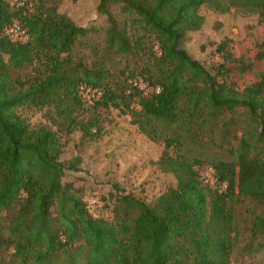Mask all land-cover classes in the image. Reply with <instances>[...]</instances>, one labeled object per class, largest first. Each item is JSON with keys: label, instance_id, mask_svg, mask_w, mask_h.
I'll return each instance as SVG.
<instances>
[{"label": "trees", "instance_id": "1", "mask_svg": "<svg viewBox=\"0 0 264 264\" xmlns=\"http://www.w3.org/2000/svg\"><path fill=\"white\" fill-rule=\"evenodd\" d=\"M95 4L93 17L81 25L60 12L56 0H35L31 14L0 0V215L8 217L4 224L0 216V264H230L238 232L236 201L251 198L264 206V34L254 31L248 52L236 61L235 42L224 39L216 48L222 60L210 70L182 44L203 27V8L218 14L234 9L258 16L260 23L264 0ZM98 17L108 23L104 53L89 64L74 56V47L95 32L87 25ZM13 22L24 24L28 41L4 35ZM107 54L130 64V72L114 76ZM25 67L32 73L24 81L11 76V69ZM135 78L160 92L144 97L129 86ZM246 78L250 83L241 88L238 80ZM81 86L103 95L86 107ZM111 107L128 111L141 134L163 143L156 169L176 183L154 204L116 195L112 217L105 219L89 213L71 183H62L66 172L80 171L79 157L64 161L62 156L71 135L100 139L101 113ZM21 108L45 110L54 128L30 125L18 113ZM240 110L248 123L236 161L202 163L182 154L184 137H226L242 117ZM204 165L215 168L225 191L202 185ZM252 228L253 236L264 231V216Z\"/></svg>", "mask_w": 264, "mask_h": 264}, {"label": "rangeland", "instance_id": "2", "mask_svg": "<svg viewBox=\"0 0 264 264\" xmlns=\"http://www.w3.org/2000/svg\"><path fill=\"white\" fill-rule=\"evenodd\" d=\"M55 1V0H53ZM60 12L67 14L79 24H87L94 15L95 0H56ZM116 16V10L113 9ZM205 18L203 27L190 33L182 46L191 57L210 70L221 62L216 53L218 44L224 39L235 43L231 53L236 61L245 51L248 52L254 31L264 34V22H258L256 15L243 14L232 9L229 13L218 14L206 8L201 10ZM88 27L95 32L82 38V43L74 48V56L83 58L87 63H93L102 58L104 53V31L108 23L104 17H98L89 22ZM156 49V48H155ZM254 57L255 51L248 53ZM106 66L116 76L121 70L127 75L132 68L130 64L119 61V57L105 55ZM257 64V63H256ZM262 70V65H256ZM230 67L232 63L228 64ZM129 66V67H128ZM32 73L30 67L22 70L11 69V76L24 81ZM124 76V77H125ZM121 78H124L120 75ZM240 87L250 83V78L238 80ZM87 107V106H86ZM121 108H109L102 112L104 118L103 135L96 141L82 139L80 133L68 137L63 150V159L80 158L78 172H66L62 183H71L82 200L94 197L100 202L95 209V215L111 219V203L113 197L120 193L132 194L143 199L148 204H154L158 197L176 181L171 174H163L156 169L163 143L152 142L131 124V115ZM237 125L229 128L230 133L222 137L204 134L195 141L184 137L182 154L189 160L196 159L202 163H212L217 160L225 162L236 161L235 151L242 130L248 120L243 110ZM18 113L32 126L46 125L54 128L45 116V110L21 108ZM237 215V240L231 254L230 264H264V231L253 236L252 227L255 219L264 216V206L257 200L241 197L235 203ZM2 222L6 224L8 217L1 213ZM264 229V228H263Z\"/></svg>", "mask_w": 264, "mask_h": 264}, {"label": "built area", "instance_id": "3", "mask_svg": "<svg viewBox=\"0 0 264 264\" xmlns=\"http://www.w3.org/2000/svg\"><path fill=\"white\" fill-rule=\"evenodd\" d=\"M35 0H10V4L17 9H22L27 14H31L34 11ZM4 35L11 41L26 42L28 41V33L23 23L13 22L12 24L4 28ZM130 88H137L144 97H148L152 94H158L160 92L159 87H150L139 78L130 80ZM127 94L130 90H127ZM103 95V92L94 87L81 86L80 87V99L86 106H92L94 102L98 101ZM135 107V104L131 108ZM200 181L202 185L210 188H219L221 191L226 190V184H218V178L216 170L211 165H204L200 170ZM99 202L94 197H89L85 200V207L92 215H95V209L98 207Z\"/></svg>", "mask_w": 264, "mask_h": 264}]
</instances>
